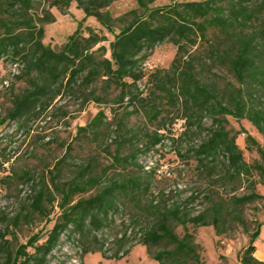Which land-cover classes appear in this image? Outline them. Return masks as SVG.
Listing matches in <instances>:
<instances>
[{
	"label": "trees",
	"instance_id": "16d2710c",
	"mask_svg": "<svg viewBox=\"0 0 264 264\" xmlns=\"http://www.w3.org/2000/svg\"><path fill=\"white\" fill-rule=\"evenodd\" d=\"M117 1L0 0V62L6 60L9 66L17 65V73L9 74L4 80L7 84L3 81L1 86L9 90L16 81L26 85L22 92L12 96L1 123H16L19 128H27L30 122L62 112L65 107H54L55 103L70 99L80 101L81 105L106 106L113 115L116 106L136 104L147 121L155 125L144 136V149L136 151L147 153L160 147L166 137L164 133L169 132L168 124L165 125L167 116L162 117L163 101L182 113L184 132L172 138V142L181 140L193 127L197 132L203 120L209 119L211 127L207 137L193 150L197 166L210 171L219 165L221 181L245 180L250 192L232 196L228 201L212 199L196 215H191L183 204L167 208L162 204L153 205L152 201L146 206L151 222L145 230H138L137 240L157 264H205L200 256L201 248L186 225L212 226L216 235H221L245 206L259 200L264 204V198L254 191L255 181L251 180L255 174L259 183L264 184V150L247 134V147H255L261 160L246 163L236 144L238 133L226 128V116L244 118L264 136V106L252 92L246 98L242 87L264 86V0H173L161 7L152 6L157 0H131L136 8L114 17L109 9ZM71 3L76 4L84 17L55 50L43 43L44 26L55 22L51 9L67 15ZM88 18L102 26L112 40L103 31L83 27ZM166 42L176 48L169 69L147 74L142 68L144 60L156 46ZM204 68L226 70L241 87L231 83L215 87L202 76ZM144 81L150 85L146 91L140 88ZM62 115L65 117L64 113ZM177 117L169 120L171 125ZM106 119L105 112L99 111L89 123L77 129V136L101 135L111 125ZM124 128L119 121L117 132ZM126 142L132 141L124 136L115 141L112 166L114 163L137 166L135 155L121 156ZM2 161V164L8 163L5 158ZM62 161L55 164V172L58 173ZM89 170L85 168L82 174L85 180L66 184L54 182L53 173L54 192L42 182L48 189L47 194L40 191L31 204L32 211L25 215L42 213L46 198L51 208L58 209L59 215L43 241L36 234L25 244L12 247L10 241L4 240L3 233L1 264H48L47 258L64 233L77 236L83 254L100 253L107 260L121 258L119 253L125 246L126 234L112 242L116 250L106 257L103 248L107 240H100L97 233L113 213L119 212L120 199L138 203L141 193L148 191L150 184L139 176L115 172L102 186L103 175H94ZM96 187L99 188L91 195L78 197ZM194 199L195 196H191L188 202ZM44 215L48 216L49 211ZM19 218L12 219L13 228L18 227ZM242 221L248 243L239 255V264H264L255 257V241L264 221L256 222L252 232ZM177 226L184 229L182 235L176 233ZM8 231L6 228L5 235ZM128 252L123 251V255Z\"/></svg>",
	"mask_w": 264,
	"mask_h": 264
},
{
	"label": "rangeland",
	"instance_id": "374dc122",
	"mask_svg": "<svg viewBox=\"0 0 264 264\" xmlns=\"http://www.w3.org/2000/svg\"><path fill=\"white\" fill-rule=\"evenodd\" d=\"M173 0H157L152 6L161 7L172 3ZM200 1V0H178ZM136 4L131 0H119L111 5L110 12L114 17L121 16ZM55 22L44 26L45 37L43 43L57 50L71 35L77 27V23L84 17L83 13L71 3L68 14L61 15L56 9H51ZM91 27L97 31H103L109 40L112 36L107 34L93 18L85 20L83 27ZM107 46V44H105ZM176 48L166 42L158 45L148 54L142 64L143 70L149 74L155 70H167L175 56ZM109 58V53L106 55ZM11 69L6 60L0 62V248L2 235L4 240L11 242L12 247L25 244L33 235H39L43 241L53 222L59 215L57 208L49 205L48 198L43 199L45 209L42 213H33L29 217L25 214L32 211L31 204L40 191L47 194L42 182L46 183L49 190L53 191L51 176L55 175L54 182L71 183L74 180H85L82 174L85 168H90L94 175H103L101 185L107 184L115 172L139 176L143 182L150 184L148 191L141 193L139 202L120 199L119 212L113 213L106 226L97 233L100 240H107L103 248L106 257L114 254L116 246L112 242L130 229L131 235L126 237L125 246L120 251L119 260L103 258L100 253L83 254L82 244L77 236L68 233L61 235L56 249L47 258L48 264H157L149 258L146 248L138 245L136 237L138 230H145L151 222L148 215V204H162L167 208L173 204H183L191 215H196L212 199L228 201L232 196L248 194L247 182L225 179L221 181L222 167L214 170H204L196 164L193 150L207 137L211 127V121L205 118L201 128L195 131L193 127L188 134L178 142H172V138L179 135L183 130V122L180 120L181 111L172 108L163 101L161 107L162 117H165L169 132L164 133L165 139L156 150L147 153H136L137 149L143 150L146 142L144 137L147 131H152L155 125L149 123L144 114L136 106L126 107L124 104L115 107V113L110 114L109 108L103 105L87 103L81 105L78 100H67L56 102L54 107L63 105L62 112H57L52 117H43L35 122H30L28 127L19 128L16 123H1L10 107V100L13 95L22 92L26 86L23 81H16L9 90H4L2 82L11 74ZM202 76L205 80L222 88L231 83L235 87H241L232 76L224 69L211 68L208 71L204 68ZM150 85L145 81L140 84L141 90L146 91ZM248 86V87H247ZM244 96L248 93L254 94L259 103L264 106V86L255 84L253 88L249 85H242ZM255 103H258V101ZM106 114V127L108 130L99 136L83 137L77 136V129L89 123L99 111ZM65 114L64 115L62 114ZM175 119L171 125L172 118ZM177 120V121H176ZM125 126L124 130L117 132L118 122ZM226 128L233 133H238L236 144L242 151L244 161L252 164L260 161V155L255 147H247L245 136L248 134L264 150V136L259 134L252 124L244 119H236L226 116ZM135 135L136 137L132 138ZM121 137L130 138L132 142H126L121 149V156H136L137 166L132 163L112 166V156L116 152L115 141ZM88 138V139H87ZM181 153V156L178 155ZM8 163L2 164L3 159ZM63 160L58 173L55 172V164ZM2 164V165H1ZM125 168V169H124ZM52 172V174L50 173ZM211 175V176H210ZM10 176L8 179H4ZM84 178V179H83ZM254 191L264 198V184L259 183L258 177L254 174ZM144 185V184H143ZM100 187V186H99ZM99 187L89 193L78 195L87 197L94 193ZM191 196L193 201L188 202ZM47 197V196H46ZM56 201L59 196L56 195ZM49 211V215L44 213ZM19 218L18 227L13 228L12 219ZM264 204L257 201L245 206L239 211V217L231 219L226 225V232L216 235L212 226L193 227L187 224V231L192 233L195 242L200 246V256L205 264H239V255L247 246L248 234L245 233L241 223L248 227V231L255 230V223L264 221ZM8 228V233H6ZM176 233L182 235L184 229L177 226ZM260 253H264V224L255 241ZM129 250L127 255L123 251ZM32 252V249H28ZM0 249V264L2 262Z\"/></svg>",
	"mask_w": 264,
	"mask_h": 264
},
{
	"label": "built area",
	"instance_id": "2783aa9c",
	"mask_svg": "<svg viewBox=\"0 0 264 264\" xmlns=\"http://www.w3.org/2000/svg\"><path fill=\"white\" fill-rule=\"evenodd\" d=\"M10 69H11L12 74L17 73V65L10 66ZM4 84L6 85L7 81H4ZM129 235H131V230L130 229L126 232V237H128ZM136 237L138 238L139 234H137Z\"/></svg>",
	"mask_w": 264,
	"mask_h": 264
},
{
	"label": "crops",
	"instance_id": "0c3cea01",
	"mask_svg": "<svg viewBox=\"0 0 264 264\" xmlns=\"http://www.w3.org/2000/svg\"><path fill=\"white\" fill-rule=\"evenodd\" d=\"M263 220H264V219H263ZM262 226H263V225H262ZM262 226H261V228H260V232H261V230H262ZM255 246H256V245H255ZM255 257H256L257 259H259L260 261H263V262H264V253H260L257 247H256Z\"/></svg>",
	"mask_w": 264,
	"mask_h": 264
}]
</instances>
